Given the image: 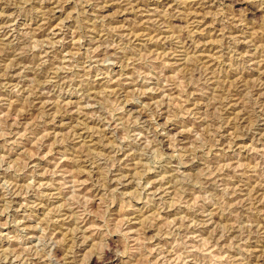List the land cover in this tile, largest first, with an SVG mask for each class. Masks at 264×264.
<instances>
[{"label":"rangeland","instance_id":"obj_1","mask_svg":"<svg viewBox=\"0 0 264 264\" xmlns=\"http://www.w3.org/2000/svg\"><path fill=\"white\" fill-rule=\"evenodd\" d=\"M54 2L47 0V7L51 9ZM42 11L39 0L0 2V84L6 85L0 89V116L9 125L18 122L20 131L30 129L19 144L0 148L8 163L16 162L23 169L0 173V184L6 181L15 186L8 191H19L32 180L34 166L37 186L54 185L40 189L47 196L30 192L27 202L37 207L20 212L15 208L25 203V197H12L9 216L29 217L24 227L31 244L41 237L36 225L48 217L56 264H264V0H207L206 7L187 9L173 0H92L81 9L84 14L79 19L66 21L63 30L57 25L67 12L57 13L58 18L45 26ZM160 37L163 43L154 42ZM82 38L83 43L77 44ZM36 41L47 43L31 51ZM161 53L162 62L157 59ZM65 57L70 61L67 65ZM145 57L154 61L147 69L140 63ZM106 59L113 63H105ZM65 66L72 71H55ZM152 69L148 85L137 83L141 73L147 76ZM53 77H57L54 82ZM144 87L157 90L140 97V104L122 105L128 114L125 121L129 117L134 121L137 115L150 120L149 113L142 111L145 104L151 105L152 113L158 107L159 125L166 124L169 109L179 112L181 106L198 118L182 117L156 136L170 159L144 177V184L151 186L133 199L126 194L137 193L136 180L143 168L139 152L146 141L122 144L114 154L107 145L118 121L108 128L106 120L91 118L99 108L84 106L105 99L116 104ZM81 108L84 114L78 111ZM249 127L251 131H237ZM218 128L219 147H211ZM45 133L37 152L33 145ZM116 134L123 137L124 131ZM197 135L209 142L211 151H197L192 159L193 145L200 143ZM102 157H114L107 183L102 180L107 160L93 168ZM202 177L206 183L201 188L188 182ZM74 186H78L75 195ZM112 189L116 193L106 198L105 191ZM209 194L213 200L202 205L203 211L196 216L188 213L185 203ZM129 202L131 210H125ZM105 213L107 227L101 218ZM129 215L133 222L121 227ZM185 215L202 225L181 233L189 246L186 253L183 247H174L177 239L168 236L167 227L171 221L179 224L177 217ZM129 229L134 230L132 245L137 250L123 255L129 245L121 232ZM0 231L5 233L0 236V249L20 247L10 239L15 228ZM221 233H226L224 239ZM138 241L150 243L141 249ZM234 243L241 244L242 253L232 247Z\"/></svg>","mask_w":264,"mask_h":264},{"label":"clouds","instance_id":"obj_2","mask_svg":"<svg viewBox=\"0 0 264 264\" xmlns=\"http://www.w3.org/2000/svg\"><path fill=\"white\" fill-rule=\"evenodd\" d=\"M0 2H3V0H0ZM22 3L29 4L32 3V0H22ZM40 7L43 9V11L40 13L43 17V24L47 26L48 20L57 19V13H60L61 15L64 14V12H67V16L64 20H61L59 25L57 27L61 28L63 30L66 21L76 20L79 19L84 13L81 11V9H84L86 5H90L92 3V0H55L53 7L49 9L47 7V0H39ZM173 3L176 5H182L187 8L196 7L198 4H203L205 7L207 6V0H173ZM171 7V6H170ZM68 8H71V11H68ZM33 9L35 10V5H33ZM169 15L172 13L169 12ZM2 15V13H0ZM161 15H164L161 13ZM57 33L55 30L52 31L51 37H55ZM50 37V38H51ZM246 38V37H245ZM171 39H174L172 37ZM154 42L156 43H163V37H160L156 39ZM45 43L44 41H36L30 46L31 51H35L37 48L43 49ZM83 38L80 41H77V44H82ZM3 47V41H0V55H3L2 51ZM165 54L161 53L159 57H157L158 60L161 62L163 61V56ZM90 59H91V53H90ZM43 62V58H42ZM65 65L70 63L69 58L65 57V61L63 62ZM105 63L111 64L113 63L112 60H105ZM141 64H144V66L147 68H150L151 65L154 63V61L151 60L150 57L142 58L140 61ZM12 64L10 62L9 67H11ZM72 67H75V65H72ZM72 67H62L58 68L55 71L57 73L59 72H70L72 71ZM129 67H131V62H129ZM154 69L151 71H148L147 76L144 75V73L140 74V78L137 81V83H143L144 85H148L151 82V78L153 75ZM57 77H53V82ZM192 83H195V81H192ZM6 87V85L0 84V89H3ZM17 88H13V91H17ZM157 89L152 87H144V88H138L136 92L129 93L128 97L126 99H123L119 101V103L113 104L111 100L105 99L102 101H96L95 103H88L84 107H87L89 109H97L99 108L100 111H93L91 114L92 119L100 120L101 122L107 121L108 128H111L113 122L118 121L116 123V129L113 130V135L111 137V142L107 145L108 148L112 149L114 154L119 152L121 150V145L125 143H131L136 144L138 142H144L143 148L139 152V156L141 159V162L143 163V168L141 172L138 173L137 176V193L132 194L128 193L127 196H131L133 199H138L140 196H142L144 193H147L148 188L151 186L144 184V177L149 172H154L157 170V167L161 165V163L165 160L170 159L168 157L162 147L158 144L156 141L157 135H163L162 129L167 126V124L172 123L173 121L180 120L182 117H188L193 116V118L196 117L195 113H193L191 110L184 111L183 106H181V110L179 112H173L172 109H169L168 113V120L166 121L165 125H159L157 124V119L159 118L160 112L157 107V111L155 113H152L150 111L151 105H144V109L142 111H147L150 115V120H143L141 119L140 115H137L135 117V120L131 117L127 121L123 119L124 116H127L128 114L124 111V108L122 105L124 104H140L142 96H147L149 92H155ZM2 99V97H0ZM78 111L81 112V114H84L83 108L79 109ZM106 112L107 115H103L102 113ZM83 124V121L81 122ZM85 128L87 127L84 125ZM20 125L18 122L14 121L11 125L8 124L7 119L4 116H0V148H3L5 150L9 149L12 145H17L20 143L21 140H25L29 134L30 129L25 128L24 131H20ZM133 127H137L140 129H143V131H133ZM223 126L221 125V128ZM221 128H218L215 130V134L211 136V139L213 143L211 144V147H219V144L217 142V138L220 135ZM118 130H123L124 135L123 137H120L116 134ZM206 132L208 129L205 130ZM238 132H247L251 131V128H244V129H237ZM92 134H96V130L92 129ZM48 134L45 133L44 136L39 137V139L36 141V143L33 145V147L39 151L40 145L43 143L44 139L46 138ZM179 135V134H177ZM173 148L175 149V141L176 137L173 136ZM196 140L199 143V147H197L195 144L193 145V148L191 150L192 159H196L195 153L197 151L201 153H210L211 147H209V142L204 140L202 135H197ZM235 140V135L233 136V142ZM59 143V141H57ZM188 152H185V155H188ZM174 156L177 155V153L174 152ZM114 157H102L100 160L93 163V168L97 166V164H102L107 160L106 164V173L105 176L102 177V180L107 183V172L111 171V168L114 166L112 163ZM146 161V162H145ZM183 159H181V163H183ZM23 169H18L16 162L8 163V156L4 154H0V173L5 172H12V171H22ZM35 168L33 166V178L29 181L28 184L24 185L22 189L19 191H8L9 189H14V185L4 182L3 184H0V190H4V195H0V201L3 203L0 204V230L7 229L9 227L15 228L16 234L14 236H11L10 239L14 240L17 245H19V248L13 249V248H5L0 249V264H56L55 259L52 256V250L56 247V241L53 238L48 237L47 233V225L51 223L48 219V217H45V220L41 221L40 224H37L36 227L41 229V237L39 242L36 244H31L30 238L26 235L27 228L24 227L25 220L29 219L28 216H25L24 219H11L9 216L10 210L13 208L12 203V197L15 195H22L25 197V203L21 204L19 207L15 208L16 212H20L22 209L37 207V205H32L27 202V197L30 192H37L40 193L41 188H51L54 185L53 184H41L37 186L35 181L36 176ZM51 175L55 176L56 173L52 172ZM214 175V173H213ZM204 177H207V180H210L211 177L207 176V174H204ZM162 180L167 179L166 177H162ZM121 180H117L116 183L119 184ZM190 183H194L197 188H201L204 186V183L206 181L204 178H199L194 181H188ZM182 183V181H177V184ZM78 186L73 187V194L75 195V192L77 191ZM117 189H112L111 193H109L107 190L105 191L106 198L112 196V194L116 193ZM229 193L228 191L224 192V195L227 196ZM40 195L47 196V193H40ZM52 195H55V193H52ZM151 195H155L150 194ZM179 195V193H178ZM213 198L211 195H202L198 200L192 201L191 203H185L184 207L187 208L188 213H190L192 216H196L199 214V212L203 211L202 205L212 202ZM85 202L84 206H87V203ZM76 203H80L79 200H76ZM177 202L173 203V207L176 206ZM65 205H61V207H64ZM125 210H131V204L126 203L125 204ZM163 207L161 208V211H163ZM51 213H49V216ZM106 213L104 217H101L104 219V227H107L109 224L108 219L106 218ZM133 217L129 215L128 217H125L121 221V227H126L127 225L131 224L133 222ZM178 220L181 222L179 224L176 223V221H171L168 224V228L170 231L168 232V236L175 237L177 239V244L174 246L176 248L183 247L185 253L189 251V246L187 243V240L184 239V236L181 233H186V230L189 228H200L202 225L198 222L197 219H191L189 215H185L183 217H177ZM117 231H120V229H117ZM132 229H129L128 231H122L121 235L125 239V243L129 245L128 248H126L125 252L122 253L123 255H127L129 251H135L137 250L132 245V236H133ZM5 233L3 231H0V236H4ZM159 235V234H158ZM226 233H221L220 239H224V236ZM85 239H88L87 237ZM153 240L155 237L152 238ZM29 241V246L25 247L24 242ZM243 241H241L242 243ZM140 248L143 249L145 246L150 243V241H138ZM234 249H241L240 243H234L232 246ZM158 249H153V251H157ZM87 259V258H86ZM239 261L243 260V256L237 257ZM161 261H166V258L164 256L160 257Z\"/></svg>","mask_w":264,"mask_h":264},{"label":"bare ground","instance_id":"obj_3","mask_svg":"<svg viewBox=\"0 0 264 264\" xmlns=\"http://www.w3.org/2000/svg\"><path fill=\"white\" fill-rule=\"evenodd\" d=\"M107 254V253H106ZM107 256V255H106Z\"/></svg>","mask_w":264,"mask_h":264}]
</instances>
